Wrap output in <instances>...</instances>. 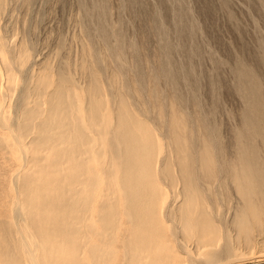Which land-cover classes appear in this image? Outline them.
Here are the masks:
<instances>
[{
    "label": "rangeland",
    "instance_id": "374dc122",
    "mask_svg": "<svg viewBox=\"0 0 264 264\" xmlns=\"http://www.w3.org/2000/svg\"><path fill=\"white\" fill-rule=\"evenodd\" d=\"M0 60L6 91L2 90L0 99V104L4 103L1 114L11 130L10 137L0 131V264H31L20 249L16 250L17 235L14 237L8 224L15 195L11 183H19L26 210L29 188L53 187L60 181L50 182L56 168L52 162L70 148L66 143L64 146L63 139L75 138L68 119L61 120V115L48 118L47 107L61 108L56 98L59 91L70 103L72 123H81V132L92 139L88 154L99 155L88 165L99 167L101 174L95 202L107 205L98 207L97 215L124 212L127 223L120 221L123 226L114 228L112 224L118 223L114 216L115 222L107 223L109 228L105 229L101 217L89 221L86 229L96 236L101 256V261L93 264L132 263L131 248L122 246L126 241L134 242L131 238L139 229L140 220L133 218V209H127L139 197L155 207L150 214L156 221L151 219L150 225L158 233L156 240H165L162 257H177L179 264H264V0H0ZM89 71L101 89L98 96L89 92ZM92 100L100 104L98 117L89 106ZM122 104L130 119L151 128L156 159L154 174H149L145 145L128 157L135 163L130 170L137 169L138 175L134 178L130 173L132 191L119 205L118 197L115 200L118 164L115 166L114 160L121 158L123 151L115 134ZM175 117L181 125L182 154L190 165L188 192L178 179L183 173L169 129ZM12 133L18 136L22 149H17ZM36 148L39 152H34ZM205 151L212 165L211 183L200 167ZM63 173L58 171L60 177ZM109 191L113 196L107 194ZM192 193L201 197L199 202L215 225V230L201 239L213 244L197 251L194 243L187 244L182 215L179 219L181 209H199V203L188 199ZM75 205L72 216L79 203ZM152 234L150 240L155 237ZM74 236L76 244L80 236ZM41 246L38 256L42 259ZM146 254V264L158 257ZM159 257L156 264L164 263Z\"/></svg>",
    "mask_w": 264,
    "mask_h": 264
},
{
    "label": "bare ground",
    "instance_id": "6f19581e",
    "mask_svg": "<svg viewBox=\"0 0 264 264\" xmlns=\"http://www.w3.org/2000/svg\"><path fill=\"white\" fill-rule=\"evenodd\" d=\"M3 73L4 72H1V74H3ZM88 76H89V92H90V94L92 96H98L100 94V92H101V89H100L99 85L96 84L95 77H94L93 73L89 71L88 72ZM1 78L2 77H0V83H1L0 84V99L3 98L2 94L5 91V89L3 88L4 86L2 84V81L4 79L1 81ZM4 83H6V82L4 81ZM3 89H4V91L2 92ZM4 95H5V93H4ZM56 98L58 99V102H59L61 108L57 109L58 107L54 106L52 104H51L52 106L47 107L46 110L49 108L48 109V118L49 119H55V118H59L58 116L61 115L60 119L61 120L68 119L67 123L68 124L71 123L73 125V127H74L75 132H76L74 140H71V139H68V138L63 139L64 146H65V143H66V144L70 145L69 146L70 148H68V151L65 153V155L60 153L61 155L58 156V159L52 162L53 165L56 168L54 167L55 169H54V171H52V174H51L52 177L50 179V182H56V181L60 180V181H62V183H60V181H59L56 184H54L53 187H48V186L42 185V186H39V188L38 187H31L28 190L25 189V190H27L26 195L28 197V199H27L28 206L26 207V210H24L23 209V201L24 200L22 198L23 196H21V194H20V188H19L20 185L17 186L19 184V183L16 184L17 182H15L16 185H14V182H12L11 186L13 184L12 190H13V192H15V195H14V193L12 194V196L14 198H13V202H12L13 207L10 206L11 207L10 216H9V213H8L9 211L7 212L8 213V217H9V222H10L8 224H10L11 232H13L14 237L17 235V237H15V238H17V243H18L19 246H18V249L16 248V250L20 249L25 254V257H26L25 261H27V259H28L31 264H75V263L81 262V260H82V262H84L85 258H86L87 261H89V259H90V261L89 262L86 261L83 264L98 263V261H101V260H98V257L100 256V254H99V252H97L98 251L97 248H99L98 247L99 245L97 244V241H96L97 238H96V236L94 234H92V232L87 231L86 228H87V224L89 223V221H91L93 218L98 216L97 215L98 214L97 211L99 209L98 207H101V209H102V208L107 206L104 203H102L99 206L98 203L95 202L96 197L98 195L97 188H98V185L101 184V183L99 184V175H101V174H99V172H100L98 170L99 167H98V169H96L93 166H92L93 168L88 166L91 161H94V158H96V159L99 158V155H89L90 151H91V149L93 147V145L91 144L92 143V141H91L92 139H89L88 138L89 136L87 137L85 134H83L81 132V127H80L81 123L79 125L78 122H74V120H73V123H72L71 115L69 116V112H68L70 103H68L69 101L67 102L65 100L64 93L62 91H59L57 96H56ZM55 100L56 99H54L53 101H55ZM43 102H41V103H43ZM47 102H49V101H47ZM89 103H90L89 106H90V108L93 111V115L95 117H98L99 116V111L101 113V109L98 111V107L100 106L99 102H96V101L92 100ZM1 104H0V131H2L4 133L3 135H6V136L10 137L9 133H11L10 132L11 130L9 128L8 123H5L3 121L2 114H1L4 103H3V105H1ZM43 107H46V106L43 105ZM123 107L124 106L122 104L120 112L118 110L119 113H118V118H117V125L115 127V134L117 135L120 144L123 146V151L121 153L122 155H121V158L119 157L120 160H119V158H116V160H114L115 157L113 155L112 156L114 157V159H111L112 157L110 158L111 162L113 160H114V162L116 161L115 162V166H116V164H118L116 166V168L118 170L117 176H116L117 179H118V186H116V188H115V194H118V195L115 196L116 197L115 200H117V197H118L119 201L118 200L117 201L119 202V205H122L124 203V200L128 198L129 194L132 191L130 186H129V179H130L129 175H130V173L131 172L133 173L132 177H134V178L138 175L137 174V172H138L137 169L135 171H131L130 170V169L134 168L135 163L132 164V160L129 159L128 157H131L133 155V152H134V150L136 148L141 147L142 144L145 145L147 147L146 155H148L146 157V166L149 167V171H148L149 174H154L153 173V167H154V162H155V159H156L155 158L156 155H154L156 150L154 148V138H153L152 132L150 130L151 128L149 129L146 125L141 124L136 119H130L129 115L125 112V109H123ZM37 108H38V106H37ZM40 108H41V106H40ZM74 108H72V109H74ZM43 111H44V109H43ZM45 111H44V113H45ZM43 116H46V115L43 114ZM43 116H42V118H43ZM175 116H178V115H175ZM38 118H40V116ZM42 118H40V119H42ZM171 119H173V120L170 123L171 127L169 129H171L173 141L176 143V147H175L176 148V153H177V155H179L177 157L178 164H179V167H180V171L183 173V175H181L178 179L183 183L184 191L188 192L189 187H190L189 184L191 185L190 181H188V174L190 172V165H189L188 162H185L186 159H185V157L182 154V151L184 149V145H183V139H182L183 137L180 134L181 132H179V126H181V125H178V123H180V122L175 121V120H177L176 117L175 118H171ZM37 120H39V119H37ZM80 121H82V120H80ZM33 124H34V122H33ZM33 124H32V126H33ZM39 127H41V126H39ZM34 129H35V127H34ZM56 129H57V127H56ZM56 129H55V131H56ZM109 129H111V128H109ZM40 130H39V132H40ZM83 130H85V128ZM49 131H48V133H49ZM84 133H85V131H84ZM14 134L12 133L11 137L13 136L15 138V141L17 140V143H16V145L18 146L17 149L18 148L20 149L21 147L18 144V138H17L18 136H15ZM40 134H41V132H40ZM56 134H58V133H56ZM87 134H90V132L87 133ZM102 136H104V135H102ZM13 137H12V139L14 140ZM34 142H35V140H34ZM53 143H55V141ZM32 145L34 146V144H32ZM56 146H57V144H56ZM32 147H31V149H32ZM40 147H41L40 149L43 148V146H40ZM55 148H57V147H55ZM61 148H63V147H61ZM97 148L100 149L99 147H97ZM34 149H35V146H34V148L32 150H34ZM63 149H65V147ZM32 152H31V154H32ZM34 152H39V151L36 148V151H34ZM101 153H103V151ZM85 154H88V155H85ZM39 155H40V153H39ZM48 156L49 155H47L46 157H48ZM30 157H31V155H30ZM36 158H37V156H36ZM100 158L102 160V156ZM106 159H108V161H109V158H106ZM39 160H41V159H39ZM32 161L35 163L36 160L35 161L32 160ZM95 161H98V160H95ZM41 162H43V164H44L45 161H41ZM104 162H105V160H104ZM111 162H110V164H111ZM105 163L107 164L109 162H105ZM44 167H43V170H44ZM200 167L206 173V178L207 179L206 178L205 179L207 180V182L211 183V181L213 179V176H212V165L210 163V156L206 153V151L204 152V155H203V157L201 159ZM108 168H109V166H108ZM58 171H60L61 174H62V171L64 172L62 177H60L58 175ZM107 171H108V169L106 170V172ZM112 171H113V169H112ZM154 172H155V170H154ZM181 172H180V174H181ZM36 173H38V172H36ZM107 173H109V172H107ZM111 173L113 174V172L110 171L109 174H111ZM104 174H105V172H104ZM15 176H14V178L17 179V176L16 177ZM44 176L45 175H43V177ZM111 176H113V175H111ZM178 176H179V174H178ZM33 177H34V173H33L32 178ZM140 177L141 176H139V178ZM24 179H26V178H24ZM30 179H31V177H30ZM35 180H36V177H35ZM36 181H38V179ZM174 183H175V181L173 179V183L172 184H174ZM24 184H26V183L24 182ZM136 184H137V186L140 184L139 179L136 181ZM133 186L136 188V185H133ZM22 187H23V185H22ZM108 187H109V185H108ZM24 188H25V186H24ZM111 189L112 188H110V190ZM107 190H109V188ZM153 191L156 192V185L153 188ZM107 194L108 195L109 194L112 195L113 193L111 191H109V193H107ZM187 196H188L189 200L191 199L192 203H194V204L195 203H199V206H198L199 209L197 210V208L194 206L195 209L197 210L195 212V210L193 211L194 207L183 208V209H181L182 213L179 212L180 213L179 214V219H180V217L182 215V224H183L184 234L186 235V238L188 239L187 240V244L189 242L194 243V245H196V247H197V249H196V251H197L198 248H199V250H201L202 248H205L208 245H212L213 244L212 242H203L201 239L204 236L208 235L209 233H212L215 230V225L213 224V221H211L210 218L207 217V213L208 212L206 213V211L204 209V206L202 204V201H201V203L199 202V199L201 197L198 198L199 195H197L198 196L197 197L193 193L189 194ZM120 197H121V203H120ZM111 199H109V200H111ZM249 199H250V197H249ZM25 200H26V198H25ZM59 201L61 203H63V204L60 205ZM112 202H113V200H112ZM112 202L110 201L111 204H112ZM118 202L117 203L115 202L116 205L118 204ZM76 203L77 204L79 203L78 210H77V213L75 212L76 215L72 216L73 208H74V210H76V208H77V205H75ZM150 203L152 204V202H145L144 199L139 197V198L133 200L132 204H130V206H127V207H129L127 209H133V211H134L133 218L135 220L138 219L141 222V223L139 222L140 224H138L139 229L136 231L135 236L133 238L130 237L131 239H133L134 242L126 241L128 243H124V246H122V248H125V249L126 248H129V249L131 248L130 249L132 251V253H131L132 254L131 255L132 256V258H131V262L132 263L131 264H138L140 262L143 264L144 263L143 260H145V258H146L145 256L148 255V254L145 255V253H149V254L151 253L152 257L154 255L156 257V256H158L157 254L160 251H163L162 249L164 248L162 242L165 241V240H163L162 242L156 240V238H158V233H157V231L153 230L154 227H151V225H152L151 224V219H153V220L156 219V216L154 214L153 215L150 214L151 212L154 213V211H155L154 210L155 207H153V206L150 207L151 206ZM111 204H110V206H111ZM74 205L76 206V208L74 207ZM128 205H129V203H128ZM111 209H113V208H111ZM116 209H117V207H116ZM110 210L108 208V211H110ZM101 212H99V213H101ZM106 212L107 211H105V212L103 211V213H106ZM194 212H195L196 216H194ZM59 214H60V216H59ZM101 215L98 216V217H101V220L104 223V228L105 229L109 228V226H107V223L113 221L114 216L117 217V222L118 223L116 225L114 223V225L112 224V226H114V228H121V226H123V224L120 223V221L121 222L123 221L124 212H119L118 214H115V215H113V213H110L109 215H107V214H103L102 216ZM147 218L150 219V220H148L149 223L146 221ZM257 219H258V217H257ZM98 220H100V219H98ZM125 221H123V222L125 223ZM154 221H156V220H154ZM113 222H115V220ZM180 222H181V220H180ZM136 223H137V221H136ZM155 223H158V221L155 222ZM125 224H127V223H125ZM132 224H135V223H132ZM179 224L181 225V223H179ZM75 225H79V226H75ZM73 226H74V229L72 228ZM90 226H91V224H90ZM153 226H154V224H153ZM76 227H77V229H75ZM99 229H101V228H99ZM91 230H93V228ZM120 230H122V229H120ZM103 232H105V231H103ZM134 232H133V234H134ZM152 232H154V233L152 234ZM155 232L157 233V235L155 234ZM100 233H101V231H100ZM77 234H78V236H80V240L76 244H73V242H72L73 238L72 237L74 235H77ZM151 234H152V237L153 236H155V237H154V239L150 240L151 237H149V236H151ZM126 235H127V233H126ZM131 236H132V234H131ZM102 237H103V235H102ZM5 238H6V236H5ZM162 239H160V240H162ZM75 240H77V239H75ZM75 240H74V243H75ZM0 242H2V241L0 240ZM10 244L12 245V243H10ZM41 244L44 245V249H43L44 250V258H42V259H41L40 256H38V250L40 249ZM187 244H185V245H187ZM190 245H191V243H190ZM13 246H15V245H13ZM12 249H13V247H12ZM104 249H106V248H104ZM130 250H129V252H130ZM119 251H120V249H119ZM7 252H8V250H7ZM4 253L5 252H3V254ZM127 253H123V255L124 254L126 255ZM175 253H178V252H175ZM16 254H17V252H16ZM128 254H130V253H128ZM128 254H127V256H128ZM159 254H161L160 257H162L163 252H160ZM119 255L120 254L118 252V256ZM128 257L130 259V256H128ZM128 257H126L127 260H129ZM158 257H156V258L158 259ZM160 257H159V261L161 259ZM21 258H23V257H20V259ZM148 258L150 259V257H148ZM162 258H164V255H163ZM166 258H167V256H166ZM166 258L162 259L163 261L161 260L162 262L165 261L164 263L161 262L162 264H179V262L181 261V259H180L179 262H178L177 259H176L177 257H172V258L170 257L171 258L170 260H168V258L167 259ZM178 258H180V257H178ZM100 259H101V256H100ZM153 259H154V257H153ZM157 259L153 260V262H155V264L158 261ZM119 260H120V258H119ZM3 261H4V259H3ZM22 261H24V260H22ZM125 262H126V259H125ZM145 262H147V264H151L150 261L149 262L145 261ZM153 262H152V264H154ZM27 263L29 264L28 261H27ZM129 263H130V261H129ZM99 264H100V262H99ZM144 264H146V263H144Z\"/></svg>",
    "mask_w": 264,
    "mask_h": 264
}]
</instances>
